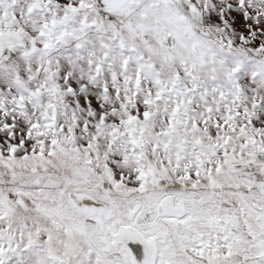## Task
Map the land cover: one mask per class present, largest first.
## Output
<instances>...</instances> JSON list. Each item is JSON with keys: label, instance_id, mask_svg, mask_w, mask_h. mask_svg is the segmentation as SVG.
I'll return each instance as SVG.
<instances>
[{"label": "snow or ice", "instance_id": "snow-or-ice-1", "mask_svg": "<svg viewBox=\"0 0 264 264\" xmlns=\"http://www.w3.org/2000/svg\"><path fill=\"white\" fill-rule=\"evenodd\" d=\"M0 264H264V0H0Z\"/></svg>", "mask_w": 264, "mask_h": 264}]
</instances>
